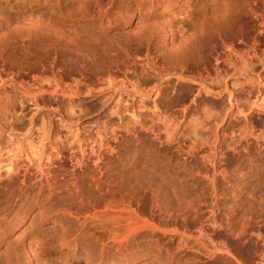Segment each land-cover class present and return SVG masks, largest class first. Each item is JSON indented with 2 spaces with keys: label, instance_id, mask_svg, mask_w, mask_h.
<instances>
[{
  "label": "rangeland",
  "instance_id": "rangeland-1",
  "mask_svg": "<svg viewBox=\"0 0 264 264\" xmlns=\"http://www.w3.org/2000/svg\"><path fill=\"white\" fill-rule=\"evenodd\" d=\"M200 1L190 2L187 14L183 11L175 14L172 13L173 11L170 12L171 14L166 11L158 16L160 10H155L149 16L150 21L158 23L160 20L159 23H167L174 34L181 36L187 29L186 17L190 13L209 9L204 3L205 0ZM11 3L32 5L33 9L39 10L43 17H49L48 0H11ZM244 14L245 17L250 16L249 13ZM95 16L90 19L83 18L76 23L77 26L65 20L62 33L57 34L48 31L34 32L29 30L32 29L33 23L30 24L28 19H18L17 32L25 35L28 33L29 36L23 41L18 40L16 35L11 36L16 37L13 38L17 42L15 45L22 46L24 43L28 52L14 45L17 48L16 52L9 51L4 61H0V123L3 124L0 126V183H2L0 190L11 176H19L20 173L23 175L24 171H27L29 178L31 177L30 180L34 183L36 181L37 185L45 180L47 171L55 167H58L56 169L64 168L70 172L73 164L68 156L73 153L85 164L89 162L90 165L89 160L99 158L105 166L117 167L116 172L120 174L116 175L115 179L121 178V196L111 193L112 201L120 199L117 202L122 201L120 202L121 210L123 206H127V209L131 208V214L135 213L149 223L154 222V225L162 226L161 228L164 227L167 230H171L175 224L179 227L186 225L187 229L192 230L195 224L192 216H208L211 208L212 211L217 209L216 212L213 211L214 214L216 213L215 216H254V214L263 216L264 207L262 209L258 203L256 205L255 199L252 201L246 193L248 189L251 190L253 184L255 187L259 186L262 180L261 175L259 176L261 170L255 169L257 171H253L254 175L250 174L252 172H250V165L255 161L257 163L260 159L259 152L252 144V140L246 139L245 144V140L239 142V139L245 135L250 123L253 125L264 123V32L260 34L255 28L248 26L241 28L237 36L239 39L228 32L227 36L222 37L229 41L236 40L235 43L250 51L252 60L254 59L252 61L254 67H252L256 70V74L249 75V79L253 81H249L242 75V68L236 72L228 71L224 78H216L212 71L214 61L203 57L187 63H180L174 58L165 60L164 66L168 76L167 79H162L148 66L147 47L135 41L138 31L135 27L136 17L130 24H121V55L114 58L108 56L105 60L98 57L90 38L93 31L100 29L99 17ZM6 19V17L0 19V38L5 36ZM18 51L21 52L18 53ZM218 52L221 53V50L218 49ZM150 58L155 59L157 66L161 63L153 47ZM222 69L227 70L226 67ZM181 73L186 77H193L197 73L205 77L207 75L205 84L212 91L189 81L179 82L175 75ZM145 93H151V96L144 98ZM156 112L163 116L161 120L158 119ZM149 129L154 130L157 139L151 135ZM194 143L198 145L196 150H192L191 147ZM55 149L63 153L61 163L54 164L55 160L51 153ZM204 154H209L207 155L209 157L206 155L204 157ZM205 158L209 159L205 160ZM215 161L222 162L221 166ZM151 167L160 171H158L161 175L160 180L164 177L162 180L165 179V182L176 181L179 177L178 181H182L181 183L185 185L191 179L185 186L187 192V195H184L185 198H181V201L179 198L180 202L177 199L178 202L175 199L173 202L171 198L166 199L170 203L167 204L166 200L162 201L164 200L162 197L155 196L158 190L149 186L146 183L148 181L145 182L146 179L139 175ZM182 170H187L191 177L189 178L188 173ZM215 172L223 173V175L219 176ZM203 173L207 175V178L215 179L216 177L217 192L223 194L221 196L217 193L221 197L218 198L219 202L216 199L215 203L211 199L213 202L211 203V194H209L211 187L208 184L210 181L204 177ZM128 177L130 179H127ZM186 177H188L187 181H185ZM20 179L22 180V176L18 177V180ZM244 180L248 182L247 186H245L246 182L243 183L245 192L237 193L238 186ZM249 183H252L251 186ZM201 185L204 187L202 188ZM218 185L221 190L218 189ZM243 185L241 187H244ZM188 186L190 189L194 187L195 189L190 190ZM233 187H237V192ZM4 190L6 191V188ZM4 190L0 192V205L5 200ZM112 190L116 191L115 188ZM197 190H199L198 193ZM66 194L64 191L60 192L65 202ZM188 194L190 201L193 202L191 204H186L189 201ZM234 194L240 196L242 201ZM190 195H196V197ZM191 198L199 201L196 203V200L193 201ZM182 199L185 200L182 201ZM182 202L187 205L186 207L189 206L188 210L192 204H196L194 207L192 205L193 209L197 210L200 206L201 210L199 208L197 212L194 210L195 213L187 212ZM84 203L82 206L78 202H69V205H66H71L73 211L80 212L82 216L87 210V201ZM175 203H180V207H184L185 210L183 211L181 207L182 213L177 211L180 207L176 204L178 207L173 208ZM211 204H214V208ZM83 209L86 210L83 211ZM257 210L261 213L257 214ZM123 211L121 214L125 213V209ZM178 216L187 218L182 219ZM29 225L30 220L19 221L12 225L11 230L8 229L6 233L8 235L0 239V264H6L7 251L12 247L11 245L18 246L23 240L30 239L31 230L25 231ZM98 230L101 229L96 228L97 232ZM149 231L145 230L142 232L143 235H140L143 240L139 239V242H142L139 243V254L129 264H156L158 260L166 262L169 254L172 255L173 252H175L172 255L174 261L170 260L171 264L172 262L173 264H200L196 249L194 252L192 250L196 257L193 261L191 251H185L181 255V252L173 251V247L169 246L162 232ZM224 235L225 238L226 236L229 238L227 231ZM153 243L156 246L159 245V250L148 253L147 249L150 245L154 246ZM192 244L193 249L197 248L196 244ZM160 245L163 248H160ZM237 246L238 243L233 244L234 249ZM164 247L172 249H168V256L167 251L164 252ZM153 251L157 252L153 253ZM42 255L45 258L50 256L45 260L52 261L49 264H63V261L64 263L69 261L70 264H84V256L73 253L67 247L53 252L43 249ZM155 256H162V258H156L158 259L156 261ZM165 256H167L166 259Z\"/></svg>",
  "mask_w": 264,
  "mask_h": 264
},
{
  "label": "bare ground",
  "instance_id": "bare-ground-1",
  "mask_svg": "<svg viewBox=\"0 0 264 264\" xmlns=\"http://www.w3.org/2000/svg\"><path fill=\"white\" fill-rule=\"evenodd\" d=\"M192 1L193 0H48V6L50 7L48 12L49 17H43L39 10L33 9L32 5L26 6L20 5L18 3L12 4L11 0H0V19H5V17L7 18V26L4 27L6 28V32L4 34L5 36L0 38V61H4V57L9 51H12L13 53L14 51L16 52L17 48H15L14 45L17 42H15L16 39H13L16 38L14 37L15 35L17 36V39H21V41L25 40L26 37L29 36L28 33L25 35L22 32H17L16 23L20 18L28 19L30 24H34L32 29L29 30H33L37 33L40 31H48L50 33L57 34L62 33L63 21L65 22V20L70 22V24L72 23L75 25L83 18L90 19V17L94 18L95 15H98L100 29L98 31H93L90 35V38L92 39L96 53H98L97 56L102 60H105V58H108V56L114 58L118 55H121V24H130L136 17L137 24L135 27H137L138 31L135 35V41L147 47L146 56L148 59V66L154 72H156V74L160 75L162 79H167L168 76L164 62L165 60H169L171 58L177 59L180 63H187L190 60L196 58L200 59L202 57L211 58L214 61L212 71L214 72L216 78H224V76H226L230 71L236 72L240 68H242V75L247 79H249V75L256 74V70L253 68L254 66L252 62L254 59L252 60L250 51L244 47L242 48L238 43H235L236 40L229 41L222 39V37L227 36V32L231 34V36L237 37L238 33L241 31V28L248 26H250V28H255L260 34L264 32V0H205V2L202 0L207 4L206 6L209 9H203L201 11L199 10V12L195 11V13L193 12L194 14L190 13V15L186 17L187 29L185 30L184 34H181V36L174 34L167 23H159L160 20L158 23H153V21H150L149 16L152 15V12L155 10H160L158 16L162 14V12L166 11L169 13L173 11V14L183 11L187 14L188 9L190 8V5L188 6V4ZM244 13H249L250 16L245 17L243 16ZM33 20H36L34 21L35 23ZM77 25L78 24H76V26ZM11 35H14L13 38ZM22 44V46L16 45L17 47H22V51L28 52L27 46L24 43ZM152 47L157 52L158 59H161V63L158 66L155 63V59L150 58ZM218 49L221 50V53L218 52ZM20 52L18 51V53ZM221 66L226 67L227 70L224 69V71L222 69L224 67ZM184 75L185 74L181 73L179 75H175V78L178 79L179 82L189 81L193 84L201 85L209 91H212L205 84L207 81V75L206 77L201 73H197L193 77H186ZM249 81L253 80L249 79ZM150 96L151 93L143 94L144 98H149ZM155 114H157L159 117L158 119L161 120L163 118V116H160L159 113L156 112ZM31 123L30 127L32 126ZM246 123L249 124V122ZM260 123H255L257 125L250 123L251 125L249 124V126H247L248 130L246 129L247 131L245 135L240 137L239 142L241 140H245L244 142L246 144V139L252 140V144L259 152L260 159L258 160L260 161L257 160V163L256 161L255 163L251 162L252 164L250 165V172H252L250 174L254 175V172L257 171L255 169H259L262 171L259 174V176L261 175L260 178L262 180H260L261 183H259V186L256 185L255 187L253 184L250 191L246 187L249 191V193L248 191L246 193L249 195L250 199L252 198V201L255 199L256 205L258 203V205H260V207L263 209L264 123L263 125ZM1 125L3 124L0 123V126ZM149 132L154 138H156V133L153 129H149ZM194 135L197 136L196 134ZM175 140L178 141L176 138ZM196 143H194V145L191 144L193 145L191 146L192 150H196ZM210 152L212 153V151ZM210 152L208 153L211 154ZM220 153L222 154V152ZM51 154H53L52 156L55 160L54 164L61 163L63 159V153L61 150L58 151L55 149ZM209 154H204L203 156L205 157V155L207 156ZM68 159L73 164V169L70 172L64 168L56 169L58 167H55L53 170L49 169L50 171H47L48 173H46L47 177L45 180H39L40 182L37 185L35 184L36 181L34 183L32 180H30L31 177L29 178L27 171L22 169L24 171L23 175L20 173L19 176H11L7 184H5L0 190V192H3L4 188H6V191L4 190V194H6L4 196L5 200L0 205V239L8 235L6 234L8 229L11 230V227H13L12 225L18 223L19 221L25 222L26 220H30V225L25 231L29 232V230H31V237H29V240H23L18 246L11 245L12 247L10 249L8 248L9 250L7 251L6 264H49V262L52 261H45L47 260L46 258H50V256L45 258V256L42 255L43 249L53 252L56 249L60 250L62 247H67L68 249H71L73 253H79L80 255L84 256V264H129L134 258H136L137 254H139V243H142L139 242V239L143 240L140 235H143L142 232H145V230H150L153 233H155L154 231H160V233L162 232L167 239L169 246L173 247V251L175 250L177 253L181 252V255L185 251H191V254H193V259L191 258V260L193 261L196 260L194 255L195 253H193L196 249V254L198 255L197 257H199L197 260L200 264H264V215L255 216L254 214V216H215L216 213L214 214V212H216L217 209L215 208V211L213 210V212L211 208V213L208 212V214L210 213V216H192V219L195 223L192 230L187 229L185 227L186 225L179 227V225L176 224L175 226L173 225L171 230H167L163 227L166 229L164 230L161 228L162 226L160 227L159 225H154L153 221L151 224L148 220H144L140 216H136L135 213L131 214V208L127 209V206H123L124 208L122 207L123 210L125 209V213L127 212V214H121V211H123L121 210L122 201L117 202L120 199L112 201L111 198V193H114L115 196H121V178H118L120 181L115 179V176L120 174L116 172L117 167L109 168L105 166V164H102L103 162H101V159L99 158L95 160H93L94 158L89 160L91 161V166L88 164L89 162L87 163L89 165L88 166L73 153L69 154ZM208 159L205 158V160ZM219 169L221 170L222 168ZM158 171L157 169L155 170L154 167H151L150 169H145L139 174L141 178L143 176V178L146 179H144L145 182L148 181L146 183H148L149 186L151 185L155 188V190H158V192L155 193V196L160 198L162 197L164 199L162 200L163 202H165L166 199L169 200L170 198L172 199L171 202H173L174 199L176 202H178L179 198L180 201L181 198H185L184 195H187L185 186L191 179L186 182L185 185L181 183L182 181H178L179 177H177L178 179L176 181L167 180L168 182H165V179L162 180L164 177L160 180L161 175L158 173ZM185 171L187 172V170ZM215 173H217L219 176L221 174L218 172ZM188 175L190 178L191 174L188 173L187 176ZM200 175L203 177L202 174ZM205 175L204 177L210 181L209 183L207 181V183L210 185L209 187H211L209 191L211 192L209 193L211 194L210 201L212 199L213 202L216 203L217 199V202H219V195L223 196V194H219L217 192L218 190L215 182L216 177L215 179L211 178L213 176L212 172H210L211 177L208 175L210 178H207V175ZM20 176H22V180L20 179L21 181L18 180V177ZM199 176L198 178L200 179ZM251 177L252 176H250V178ZM187 178L188 177L185 178V181H187ZM220 178L222 179V177ZM127 179L130 178L128 177ZM181 179L183 178L181 177ZM140 180L143 181V179ZM245 182L246 180H244V182L242 181V184L240 183L241 185L238 184V189L237 187H233L234 190H239L238 192L236 190L237 193H241L243 191L245 192L244 189L248 183L246 182V185L244 186L243 183ZM227 183L229 184L230 182ZM251 184L249 183L250 186ZM0 185H2V183H0ZM235 185H237V183H235ZM242 185L244 187H241ZM219 187L220 186L218 185V189H220ZM258 187L260 189H257ZM113 188H115V192H113ZM188 189H190L189 186ZM191 189H195V187ZM62 191L67 193L66 202L65 199H63L60 195V192ZM198 191L199 190H197V193ZM221 192L223 193L224 191ZM217 193L219 195H217ZM247 194L246 196L248 197ZM196 195L192 196L196 197ZM234 195L236 196V194ZM112 197L114 196L112 195ZM236 197L239 198L240 196ZM187 198H189V194ZM197 198H199L198 195ZM232 198L234 199V197ZM194 199L195 198H191L193 201ZM157 200L158 199H156V201ZM168 200H166L167 204H170ZM183 200L185 199H182V201ZM187 200L190 201V198ZM236 200L241 203L239 199L236 198ZM85 201H87V210L85 209L86 213L83 212L85 211L84 209L81 211L83 212L82 216L80 215V212H74L71 205L68 206L69 202H78L82 206ZM189 201L186 204L193 203L191 201L189 203ZM198 201L196 200V203ZM213 202L211 201V203ZM176 204L179 205L180 203H175L174 206L172 205L173 208L175 206L178 207ZM182 204L184 205L183 202ZM214 204H211V206L213 205V208ZM184 206L187 211L189 206ZM165 207L168 208L167 206ZM181 207L177 208V211L181 212L184 209V207H182L181 210ZM191 207L187 212H194L195 209L192 207V211ZM84 208H86V206ZM199 208H197V210H199ZM249 209L251 210V208ZM262 209L260 210L261 212ZM128 210L130 211L129 214ZM197 210H195V212H197ZM257 211L256 212L258 214L260 211ZM178 217H182L183 219L186 216ZM96 228L101 230H98L99 232H97ZM225 231L228 232L229 238H227V236L225 238ZM150 237L152 238V236ZM155 237H153V239H155ZM192 243L196 244L197 248L193 249L191 246ZM237 243L238 248L236 247L237 249H234L233 244ZM151 245L147 249L148 253L152 250H159V245ZM161 246L162 245H160V248H163ZM165 248L166 247H164V249ZM168 249L164 250V252L167 251V256L171 247L169 250ZM154 252L155 251H153V253ZM174 253L175 252H173L172 255H174ZM172 255L169 254V259L166 262L164 260H158L159 257L162 258V256H155L154 259L158 258L156 259V261L158 260V263L156 262V264H171L170 260L173 259L174 261ZM167 256L164 258L166 259ZM185 256L188 257L189 255L185 254ZM63 264L70 263L69 261H65V263L63 261Z\"/></svg>",
  "mask_w": 264,
  "mask_h": 264
}]
</instances>
